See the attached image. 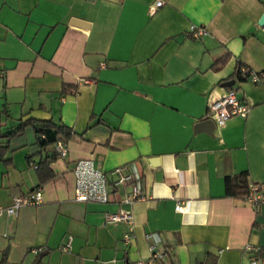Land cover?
I'll return each instance as SVG.
<instances>
[{"label": "crops", "instance_id": "crops-1", "mask_svg": "<svg viewBox=\"0 0 264 264\" xmlns=\"http://www.w3.org/2000/svg\"><path fill=\"white\" fill-rule=\"evenodd\" d=\"M162 1L0 0V205L42 190L0 216L1 264H127L152 244L165 264H242L247 244L264 256V204L226 189L241 171L264 188V77L236 73L264 72V0ZM229 87L250 108L218 125L208 106ZM28 117L68 126L66 155L31 124L7 135ZM81 157L105 171L108 201L75 199ZM132 165L142 195L127 201L115 182Z\"/></svg>", "mask_w": 264, "mask_h": 264}, {"label": "built area", "instance_id": "built-area-1", "mask_svg": "<svg viewBox=\"0 0 264 264\" xmlns=\"http://www.w3.org/2000/svg\"><path fill=\"white\" fill-rule=\"evenodd\" d=\"M155 5L160 6L163 1L155 0ZM194 34L199 35L205 33L206 30L202 26H191ZM240 73L247 76L254 82L260 81L264 77V72H255L247 70L243 67L240 69ZM250 104L244 99L240 98L236 92V89L229 87L227 91L219 98L212 101L207 110V115L212 117L216 124L223 125L231 116L238 114L246 116L249 111ZM55 154L58 156H64L67 153V147L62 139H58L54 142ZM37 166V164H34ZM73 173L75 177L74 197L77 200L87 201H100L106 202L111 198V184L108 182L105 171L97 167L93 160L88 157L78 158L75 162ZM130 182L131 190L124 199L131 201L132 199L141 197L142 181L141 174L138 169L132 165L131 169L119 177L116 183ZM244 198L252 205L256 206L260 203L264 204V188L254 182H249L248 190L244 195ZM42 199V190L40 187H36L24 194H14L12 200L7 205H0V216L2 214H15L18 208L25 204H37ZM176 208L180 209L181 204L177 203ZM107 219L116 221L120 219H126L131 221L129 213H108ZM155 241H159V236L156 232L151 234ZM125 237L127 233H125ZM156 244L151 246V254L147 260L143 258H137L133 261V264H156L157 260L163 259L166 255V250L155 248ZM70 246V241L62 246L63 249H67ZM248 255L242 264H264V256L259 255L258 248L254 245L247 244ZM1 264V262H0ZM223 264H233L231 262H224Z\"/></svg>", "mask_w": 264, "mask_h": 264}, {"label": "trees", "instance_id": "trees-1", "mask_svg": "<svg viewBox=\"0 0 264 264\" xmlns=\"http://www.w3.org/2000/svg\"><path fill=\"white\" fill-rule=\"evenodd\" d=\"M226 55L219 57L216 63H221L225 60ZM241 64H238L237 76L243 78L244 75L240 73ZM33 125L35 131L39 135V141L41 145L45 146L49 143H54L58 139H64L70 134V128L64 124L54 122L52 119H40L35 120L33 117L20 119L17 124L11 127L6 133L8 136L21 131V129L27 125ZM55 155V153H54ZM49 156L40 160L37 164L38 174L41 179L47 178L53 174L52 169L49 166ZM248 174L247 171H241L233 175L226 176V189L227 193L231 195H244L248 190ZM169 254V252H168ZM170 255V254H169ZM212 262L208 259L198 261L197 264H211ZM127 264H133L127 261ZM158 264H165L163 260H159ZM169 264H176L173 259L170 260Z\"/></svg>", "mask_w": 264, "mask_h": 264}, {"label": "water", "instance_id": "water-1", "mask_svg": "<svg viewBox=\"0 0 264 264\" xmlns=\"http://www.w3.org/2000/svg\"><path fill=\"white\" fill-rule=\"evenodd\" d=\"M73 22L79 23L80 20L77 19V18H74V21H73ZM259 22H260V23H263V22H264V12H263L261 18L259 19ZM233 82H234V79H230V80L225 81L224 83H225L226 85H232ZM42 254H43V252H41V253L39 254V256H41Z\"/></svg>", "mask_w": 264, "mask_h": 264}]
</instances>
